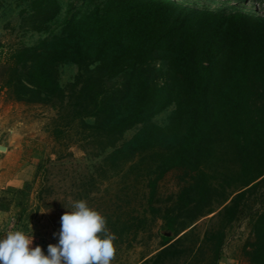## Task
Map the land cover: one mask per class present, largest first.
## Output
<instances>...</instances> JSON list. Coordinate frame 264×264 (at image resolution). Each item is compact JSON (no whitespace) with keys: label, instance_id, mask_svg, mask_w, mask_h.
<instances>
[{"label":"trees","instance_id":"1","mask_svg":"<svg viewBox=\"0 0 264 264\" xmlns=\"http://www.w3.org/2000/svg\"><path fill=\"white\" fill-rule=\"evenodd\" d=\"M20 1L42 15L36 30L44 35L0 63V88L78 120L98 153L112 149L101 168L139 172V207L116 219L119 242L143 230L149 215L170 235L140 264H217L227 229L248 210L240 253L245 264H264V14L88 0L50 33L58 1ZM62 64L78 68L66 88ZM170 106L168 122L156 124Z\"/></svg>","mask_w":264,"mask_h":264},{"label":"rangeland","instance_id":"2","mask_svg":"<svg viewBox=\"0 0 264 264\" xmlns=\"http://www.w3.org/2000/svg\"><path fill=\"white\" fill-rule=\"evenodd\" d=\"M59 12L47 24L50 33L61 31L64 18L89 8L88 0H57ZM197 9L227 12L241 11L264 14V0H177ZM29 1L0 0V63L23 45H33L44 33L36 30L42 15L33 16L27 10ZM159 66V62L156 63ZM78 68L74 64L59 66V83L66 88ZM121 77L108 84H118ZM173 106L153 117L165 125ZM65 111L51 104L26 103L17 100L7 87L0 88V208L10 212L11 222L25 232L33 229L34 242L47 249L58 242L54 233L60 230V217L70 207V201L85 200L107 219L111 233L121 230L116 219L138 208L136 169L124 172L123 166L101 168L103 157L112 149L98 153L95 144L84 136L87 130L81 123L69 121ZM86 122H92L86 118ZM141 125L128 129L122 142L138 133ZM125 168V167H124ZM15 172H18V176ZM10 176V177H9ZM12 182L7 183L6 179ZM15 179V180H14ZM18 180H22L19 182ZM64 206V207H63ZM256 204L253 210L258 209ZM210 215L197 222L204 229ZM251 213L244 211L226 232L221 257L217 264H245L240 249L249 232ZM123 227L122 229H124ZM117 236V234H115ZM162 235H170L158 218L148 215L145 228L133 238L119 242L112 264H140L160 248Z\"/></svg>","mask_w":264,"mask_h":264},{"label":"clouds","instance_id":"3","mask_svg":"<svg viewBox=\"0 0 264 264\" xmlns=\"http://www.w3.org/2000/svg\"><path fill=\"white\" fill-rule=\"evenodd\" d=\"M64 208L60 230L53 234L58 242L48 244L46 254L40 245L33 246V229L6 231L0 236V264H112L116 235L106 217L85 200Z\"/></svg>","mask_w":264,"mask_h":264},{"label":"crops","instance_id":"4","mask_svg":"<svg viewBox=\"0 0 264 264\" xmlns=\"http://www.w3.org/2000/svg\"><path fill=\"white\" fill-rule=\"evenodd\" d=\"M0 166H1V163H0ZM15 173L18 176V172H15ZM9 177L6 179L7 183L12 182L11 180H9ZM19 182H22V180H18V184ZM11 220H12V217L10 216V212L0 208V236H2L6 231H13V230L20 229V226L16 223H12ZM33 246H36L35 242H33ZM42 249L44 250L46 254L47 249L45 248H42Z\"/></svg>","mask_w":264,"mask_h":264}]
</instances>
